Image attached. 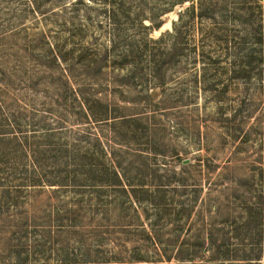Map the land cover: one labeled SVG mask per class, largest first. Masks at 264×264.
I'll return each instance as SVG.
<instances>
[{"label":"rangeland","instance_id":"rangeland-1","mask_svg":"<svg viewBox=\"0 0 264 264\" xmlns=\"http://www.w3.org/2000/svg\"><path fill=\"white\" fill-rule=\"evenodd\" d=\"M257 6L0 0V264H264Z\"/></svg>","mask_w":264,"mask_h":264},{"label":"trees","instance_id":"trees-1","mask_svg":"<svg viewBox=\"0 0 264 264\" xmlns=\"http://www.w3.org/2000/svg\"><path fill=\"white\" fill-rule=\"evenodd\" d=\"M244 3H248L249 0H242ZM257 3L258 7V13L262 16H264V0H254ZM247 5L243 4L240 8H245ZM237 11H239V8H236ZM235 10V11H236Z\"/></svg>","mask_w":264,"mask_h":264}]
</instances>
